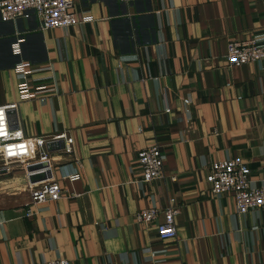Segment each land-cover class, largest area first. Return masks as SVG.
I'll list each match as a JSON object with an SVG mask.
<instances>
[{"label":"crops","instance_id":"obj_1","mask_svg":"<svg viewBox=\"0 0 264 264\" xmlns=\"http://www.w3.org/2000/svg\"><path fill=\"white\" fill-rule=\"evenodd\" d=\"M76 7L92 19L44 28L34 11L0 13V104L18 102L12 122L27 137H74L71 153L47 146L40 181L58 180V199L34 202L21 163L0 173V264H264V205L240 212L205 178L213 161L240 157L250 183L264 186V63L225 58L229 40L264 42V0ZM21 60L34 81L49 82L42 96L19 99ZM155 143L164 174L147 181L138 151ZM171 197L177 235L162 238L156 227ZM146 207H159L155 222L137 221Z\"/></svg>","mask_w":264,"mask_h":264},{"label":"built area","instance_id":"obj_2","mask_svg":"<svg viewBox=\"0 0 264 264\" xmlns=\"http://www.w3.org/2000/svg\"><path fill=\"white\" fill-rule=\"evenodd\" d=\"M30 11L36 13L44 28L69 26L80 20L92 19V13L88 8L81 9V18L78 17L76 0H0V13L4 19L26 16ZM14 49L19 51L18 43ZM225 58L233 65L255 60L264 63V42L258 41L255 37L229 40ZM15 71L20 75L17 84L20 100L42 96L41 93L49 87L48 81L33 80L34 68L29 60L19 61L15 65ZM17 106V101L0 104V173L8 170L13 164L11 162L13 159L19 160L18 162L40 161L49 164L51 158V151L47 147L49 145L66 153L73 152L74 137L66 131L50 136L27 137L23 128L12 122V115ZM60 141H63V145L59 144ZM138 161L145 180L151 181L164 174V154L159 144L142 147L138 151ZM249 173L250 168L245 161L240 157H232L213 161L205 178L212 193H231L236 209L243 212L251 207L264 205V186L252 185ZM79 174L80 171L74 170L62 176L75 178ZM172 178L175 179L176 176ZM29 188L34 202L58 199L63 193V187L56 179L40 181ZM179 209L175 197H171L169 205L163 209L164 220L156 227L160 237L177 235L175 216ZM159 212V207H146L137 211L136 219L140 223L155 222ZM28 264H70V261L67 257H60Z\"/></svg>","mask_w":264,"mask_h":264},{"label":"rangeland","instance_id":"obj_3","mask_svg":"<svg viewBox=\"0 0 264 264\" xmlns=\"http://www.w3.org/2000/svg\"><path fill=\"white\" fill-rule=\"evenodd\" d=\"M28 158V157H27ZM19 160H12L11 162H18ZM20 165H22V169L26 172V177L28 178L27 187L30 191L29 186H32L33 184H37L40 182L41 179H44L47 177L46 168H44V165L46 163H41L40 161H29V162H18ZM14 164H11V166L8 167V170L4 173H11L13 170H15ZM3 173V172H2ZM32 188V187H31Z\"/></svg>","mask_w":264,"mask_h":264},{"label":"water","instance_id":"obj_4","mask_svg":"<svg viewBox=\"0 0 264 264\" xmlns=\"http://www.w3.org/2000/svg\"><path fill=\"white\" fill-rule=\"evenodd\" d=\"M14 112H15V110H14ZM14 112H13V113H14Z\"/></svg>","mask_w":264,"mask_h":264}]
</instances>
